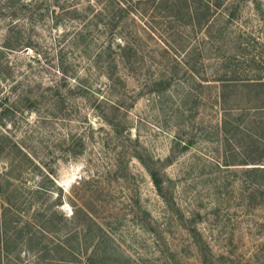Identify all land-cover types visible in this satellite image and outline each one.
I'll use <instances>...</instances> for the list:
<instances>
[{
    "label": "rangeland",
    "instance_id": "rangeland-1",
    "mask_svg": "<svg viewBox=\"0 0 264 264\" xmlns=\"http://www.w3.org/2000/svg\"><path fill=\"white\" fill-rule=\"evenodd\" d=\"M76 2L67 0L64 7L87 4ZM226 3L231 10L237 6L239 16L230 17L220 37L207 40L197 32L188 40L205 50L199 75L209 79L221 74L223 54H237L227 63V72L235 69L232 74L239 77L264 79V0ZM47 5L37 6L36 19L24 25L31 48L2 57L10 74L0 82L3 103L17 94L23 104L28 95L37 97V113H18L0 126L32 152L33 165L22 188L58 186L64 198L59 209L67 216L76 206L94 203L100 216L111 221L121 248L133 256L144 254V264H264V188H217L226 173L216 165L220 144L212 127L216 109L208 87L213 82L197 87L198 79L179 70L170 87L157 93L148 81L157 74L158 63L147 57L135 76L121 71L117 76L125 82L111 83L92 58L102 40L107 42L103 31L93 28L84 42L74 43L83 13L61 12L64 26L55 28ZM222 18V13L215 15L216 26ZM6 23L0 19V45ZM135 23L138 29L142 26ZM147 43L156 48L153 41ZM75 85L85 95L65 91ZM52 86L67 95L61 110L51 107ZM66 136L78 155L66 157L57 146L52 153ZM185 143L188 148L180 151ZM141 162L154 163L164 175L170 205L163 203ZM46 175L54 181L44 179Z\"/></svg>",
    "mask_w": 264,
    "mask_h": 264
},
{
    "label": "trees",
    "instance_id": "trees-1",
    "mask_svg": "<svg viewBox=\"0 0 264 264\" xmlns=\"http://www.w3.org/2000/svg\"><path fill=\"white\" fill-rule=\"evenodd\" d=\"M86 1L85 7L79 8L74 0L76 3L65 8L67 0H0V19H7L0 45V82L10 77L6 71L8 63L2 61L5 52L31 48L24 25L36 19L37 6L48 4V8L52 7V25L55 28L64 26L61 12L72 16L82 12L81 28L72 39L74 43L84 42L93 28L103 31L107 42L102 40L92 58L111 83L124 81L122 76H117L121 71L135 76L138 66L147 57L158 63L155 65L157 74L148 81L157 93L170 87L169 81L179 70L190 74L189 78L194 81L198 79L197 87L213 82L208 87L213 90L211 101L216 109V122L212 127L220 144V162L216 165L218 170L224 169L226 173L225 179L219 177L217 188H264V79L239 77L232 74L235 69L231 74L227 72V63L231 58H237V54L230 55V58L223 54L221 74L209 79L200 76L198 67L203 66L205 50L188 42L197 32L207 40L215 38V35L220 37L230 17L239 16L238 7L231 10L226 0ZM40 13L43 16L42 10ZM218 13L225 15V19L222 18L216 26L214 17ZM136 20L142 24L139 29ZM148 40L153 41L156 48L149 45ZM241 47L240 44L238 48ZM79 87L75 85L65 91L85 95ZM49 90H52L51 107L61 110L59 105L67 95L58 86ZM190 90L189 86L185 94L189 96ZM21 97L17 94L4 104L6 98L0 96V126L18 113H37V97L28 95L24 104ZM21 104L23 108H20ZM105 121L114 125L111 119L105 118ZM58 142L52 153L57 146L65 151L66 157L79 154L73 152L72 141L67 136ZM24 145L22 140L0 130V162L3 164L0 171V264H144V254L133 256L121 248L113 235L111 221L100 216V210L94 203L76 206L67 216L59 209L64 198L58 186L22 188L27 181L29 167L33 165L30 147L26 150ZM178 146L174 143V148ZM187 148L185 143L180 146V151ZM172 159L173 154L165 161L169 163ZM141 163L163 203L170 205V199L163 190L169 188L164 175L153 166L154 163L150 166ZM48 175L44 179L53 182V176L48 178ZM229 176H233L232 180Z\"/></svg>",
    "mask_w": 264,
    "mask_h": 264
}]
</instances>
